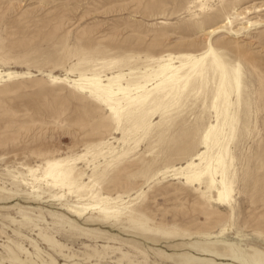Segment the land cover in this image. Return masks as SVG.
<instances>
[{
    "label": "rangeland",
    "instance_id": "374dc122",
    "mask_svg": "<svg viewBox=\"0 0 264 264\" xmlns=\"http://www.w3.org/2000/svg\"><path fill=\"white\" fill-rule=\"evenodd\" d=\"M203 2L207 11L199 0H0V264H264V0ZM209 43L224 70L240 66L241 98L228 102L238 113L230 206L162 174L185 165L217 123L206 88L179 93L167 118L151 114L147 135L140 128L123 140L108 107L78 81L136 88L145 78L131 80L151 73L153 58L171 53L180 65ZM57 160L97 183L81 197L30 176L29 167L41 177ZM91 192L134 212L74 213L70 204L90 202Z\"/></svg>",
    "mask_w": 264,
    "mask_h": 264
},
{
    "label": "bare ground",
    "instance_id": "6f19581e",
    "mask_svg": "<svg viewBox=\"0 0 264 264\" xmlns=\"http://www.w3.org/2000/svg\"><path fill=\"white\" fill-rule=\"evenodd\" d=\"M199 1H202L200 10L207 11V5L203 0ZM229 23H231L230 16L220 27ZM218 28L214 29L212 27L205 34L213 33ZM153 60L157 65L151 73H144L131 80L136 83L145 78V84L139 86L138 82L136 88L125 87L121 83L113 81L115 86L112 84V80L109 83H103L102 80L98 82L91 81L96 79L87 76H82L78 81L82 89L91 90L92 97L108 107L116 126L123 129V140H127L128 137L134 140V132L140 128L144 130L141 136L147 135L152 127L151 114L160 110L163 118H167L166 114L171 112L168 107L175 105L177 102L175 101L171 105H166V102L174 101L179 93L182 92L183 96L187 97L192 91H196L197 94L206 88L205 91L211 93L210 104L211 107L216 109L217 123L208 122L204 133L200 138L198 137L199 140L196 141L193 150L189 152V159L185 165L173 167L162 174L166 175L173 172L171 175L180 176L185 180V184L198 189L200 198L209 205L230 206L234 184V174L231 173L233 157L230 151V143L236 133V124L232 121L238 122V113L234 115L230 113L228 102L232 93L236 94L238 102L240 101V66L233 67L231 70H224L225 63L210 43L205 53L197 57L191 56L188 62H182L180 65H175L172 62L171 53L161 54ZM151 80L154 82L150 83ZM218 80L221 81L220 85L217 83ZM210 82L214 84L212 88L209 87ZM150 85L152 87L147 88ZM164 105H166L165 108ZM225 125L229 127L228 132ZM139 141L140 139L137 140V142ZM201 144H204L207 149L204 151L197 149ZM214 147H217L218 151L216 154H210V150ZM125 153L126 151H123L120 155ZM28 170L35 182H45L50 189L67 188L68 192H73V188L76 187L78 192L86 191L81 197L87 195V191H91L98 181L94 175L95 173H93L89 182L81 183L73 177L69 165H62L61 161L58 160L48 161L41 177L37 175L38 168L29 167ZM91 195L92 200L90 202H84L83 200L70 204L73 212L79 216L90 208L98 210L105 216L110 212H129V214L134 212L132 209H128L127 202L122 198L109 197L100 192H91ZM64 196L65 192L52 195L55 200H62L61 198ZM198 204L201 205V203ZM116 208L117 210H115ZM120 208L122 209L120 210ZM125 210L127 211L124 212ZM203 214L208 216L209 213L204 210ZM44 238L52 245H59V242L53 237L44 235ZM253 264H256V261Z\"/></svg>",
    "mask_w": 264,
    "mask_h": 264
}]
</instances>
